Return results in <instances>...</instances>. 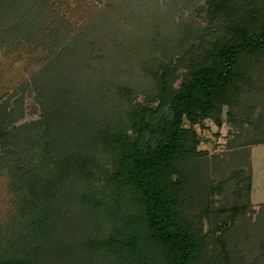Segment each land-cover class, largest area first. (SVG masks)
<instances>
[{
	"label": "trees",
	"instance_id": "trees-1",
	"mask_svg": "<svg viewBox=\"0 0 264 264\" xmlns=\"http://www.w3.org/2000/svg\"><path fill=\"white\" fill-rule=\"evenodd\" d=\"M68 2L0 0V46L44 61L0 96V264H264V0ZM224 114L212 155L199 128Z\"/></svg>",
	"mask_w": 264,
	"mask_h": 264
},
{
	"label": "rangeland",
	"instance_id": "rangeland-1",
	"mask_svg": "<svg viewBox=\"0 0 264 264\" xmlns=\"http://www.w3.org/2000/svg\"><path fill=\"white\" fill-rule=\"evenodd\" d=\"M97 1V0H96ZM100 2H93L92 0H69L68 3H63L60 7L61 12H65L69 18H75L79 13H91L98 10L100 6L106 5L104 2L107 0H99ZM185 0H168L171 4L178 3ZM182 7L181 13H186L184 3H179V8ZM196 10V9H194ZM180 11V10H178ZM187 18V14L184 16ZM184 21V20H183ZM203 25L201 17L193 18L194 27ZM42 53H30L26 47L18 50H9L6 46H0V96L2 100L15 95L16 92L21 91V84L36 73L42 66L44 61L36 59V55ZM18 54L20 56H18ZM33 108V106H31ZM16 110V105H14ZM19 112V110H18ZM17 112V114H18ZM16 113V112H15ZM15 114L14 116L16 117ZM224 114L221 126L217 125L213 120L206 122L207 126L199 128L204 136V141L201 143V148H206L213 155L215 153H223L228 149V140L233 138L234 132H231V124L226 120ZM251 160L253 165V182H252V197L256 203L264 202V143L255 144L251 146ZM12 174L8 165L0 167V225L7 221H12L11 218L15 213L16 201L14 190L12 186Z\"/></svg>",
	"mask_w": 264,
	"mask_h": 264
}]
</instances>
